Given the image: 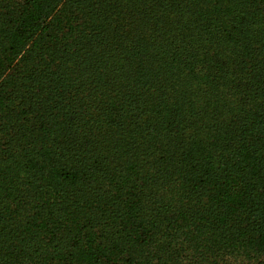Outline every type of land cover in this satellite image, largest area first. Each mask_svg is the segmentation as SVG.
Wrapping results in <instances>:
<instances>
[{
	"label": "trees",
	"instance_id": "1",
	"mask_svg": "<svg viewBox=\"0 0 264 264\" xmlns=\"http://www.w3.org/2000/svg\"><path fill=\"white\" fill-rule=\"evenodd\" d=\"M185 245L264 264V0H0V264Z\"/></svg>",
	"mask_w": 264,
	"mask_h": 264
},
{
	"label": "rangeland",
	"instance_id": "2",
	"mask_svg": "<svg viewBox=\"0 0 264 264\" xmlns=\"http://www.w3.org/2000/svg\"><path fill=\"white\" fill-rule=\"evenodd\" d=\"M78 99V98H77ZM75 100L72 104H75L78 100ZM67 122V121H66ZM68 126H70V121H68V123H67V127ZM66 127V128H67ZM107 179L108 178H106V177H101V178H98V176H96L95 177V182L97 183V184H100L101 186H102V188H104V186L106 185V183L108 182L107 181ZM106 191V189H104V192ZM78 192H80V191H78ZM104 193H102V195H103ZM196 222H195V219H191L190 221H188V223L185 225L186 226V228L188 229V230H193L194 228H195V226H196ZM7 235H13L12 233L10 234H7ZM191 238H192V240H193V245H194V247H201L207 240L206 239H204V238H202L201 236H200V234H198L197 232L196 233H192L191 235ZM12 237L9 239L10 241H12ZM188 244V243H187ZM186 244V245H187ZM163 245L164 246H166V242L165 243H163ZM186 245L184 246V247H182L180 250H178V251H176V252H174L173 254H171V253H169V250H171V249H167L168 250V252L165 254V259H164V261H162L161 263H159V264H171L172 262L173 263H178L179 261V263H183V264H185L186 262H187V260H188V258H189V256H191V255H193L194 254V252H195V248H191V249H187L186 248ZM153 261V263L152 264H158L157 262V260H152Z\"/></svg>",
	"mask_w": 264,
	"mask_h": 264
}]
</instances>
